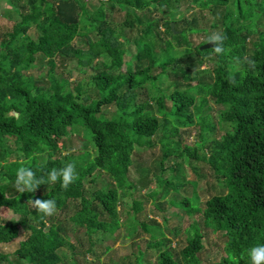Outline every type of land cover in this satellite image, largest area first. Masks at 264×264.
Returning <instances> with one entry per match:
<instances>
[{
    "label": "trees",
    "instance_id": "trees-1",
    "mask_svg": "<svg viewBox=\"0 0 264 264\" xmlns=\"http://www.w3.org/2000/svg\"><path fill=\"white\" fill-rule=\"evenodd\" d=\"M9 2L19 20L8 32L0 33V208H8L19 219L0 221V245L13 240L18 225L29 235L11 255L0 250V264H12L10 257L27 264H62L59 251L66 244L76 261L83 255L79 264H100L102 257L94 249L92 234L117 232L121 192L134 193L147 185L146 181L130 180L129 172L135 147L153 146L151 138L158 130L162 131L160 170L170 156L200 160L207 163L225 191L199 206L195 181L174 182L160 173L154 176L162 196L151 190L149 197L165 198L169 190L190 185L197 203L184 195L180 200L183 208L186 205L183 210L202 213L203 225L223 236L224 256L214 264H252L248 251L264 245V0H100L92 13L84 0ZM182 5L206 12L213 22L197 27L195 17L190 21L180 12ZM151 6L163 14L162 19L148 17L145 9ZM140 11L145 12L138 15ZM117 12L124 13V29L137 25L139 30L129 55L120 33L110 26L109 17ZM32 27L39 32L36 40L28 34ZM213 29L226 37L224 54H215L213 47L202 49L208 42L190 46L191 34ZM92 33L97 34L93 40L89 37ZM77 37L86 39L85 50L74 47ZM248 41L251 49L247 48ZM193 51L199 56V64L205 60L214 63L212 82L195 75L196 85L181 89L171 88L172 83L164 95L160 87L172 72L181 70L183 63L193 65ZM103 56L109 58L116 73L101 70L77 82L55 76L57 60L61 66L75 60L78 69L84 71ZM39 61L48 66L45 89L27 74ZM154 69L160 72L155 74ZM197 102L203 108L213 102L220 123L232 130L207 143L203 134L215 126L210 116L199 117L203 139L181 147L174 137L178 136V126L193 123L190 111L197 108ZM154 106L165 118L162 123L152 113ZM108 107L113 111H107ZM13 111L19 113V119L11 115ZM80 129L83 139L85 135L90 139L87 142L93 151L53 148V141L62 142L63 148L64 138ZM202 145H208L209 150L199 152ZM15 154L24 159H9ZM68 162L75 163L79 178L67 189L57 181L41 184L34 193L16 190V171L21 166L31 167L37 177L46 179L47 170L63 168ZM176 166L180 171L179 164ZM101 177L105 178L104 185L88 191L85 179L92 183ZM181 177L184 179L182 173ZM36 198L54 199L56 213L42 217L31 204ZM169 202L172 205L174 201ZM133 204L135 212L142 207L140 200L134 199ZM155 205L159 207V202ZM70 220L84 227L89 238L87 248L79 237L71 242L79 228L69 230ZM184 231L180 260L174 257L163 232L153 236L156 238L150 235L149 246L158 250L156 264H201L202 225L192 222ZM90 253L98 260H88Z\"/></svg>",
    "mask_w": 264,
    "mask_h": 264
},
{
    "label": "rangeland",
    "instance_id": "rangeland-1",
    "mask_svg": "<svg viewBox=\"0 0 264 264\" xmlns=\"http://www.w3.org/2000/svg\"><path fill=\"white\" fill-rule=\"evenodd\" d=\"M104 1V0H103ZM86 3V9L89 13H92L95 8L98 6L100 0H84ZM187 7V6H186ZM184 5L181 6L180 12H184L187 18L191 21L194 17L196 18V24L200 28L209 26L213 22V17L209 16L206 12L202 13L198 8L187 7ZM148 17H153L155 20L162 19L163 14L158 13L156 7L151 6L145 9ZM145 11H140L137 14L141 15ZM16 8L9 2V0H0V33L8 32L12 25L19 20L17 15ZM109 12L106 13L108 16ZM123 12H117L112 14L109 17L111 29L120 33V41L124 49L127 50V54L130 52V44L134 38H137L139 35V30L137 25L131 26L127 29L122 27V21L125 19ZM163 31V30H162ZM213 32H218L216 30H210L207 32H199L190 35L191 47H197L202 43L208 42V36ZM38 31L35 27H32L28 30L30 38L36 40L38 36ZM92 40L97 37L96 33H92L89 36ZM166 38V37H165ZM170 39L171 37H167ZM166 38V39H167ZM74 47L85 50L86 49V39L83 37H77L73 42ZM185 47V46H184ZM247 48L251 49L250 41L247 42ZM161 53V50H158L157 54ZM162 56V53L159 57ZM190 58L194 61L192 66H189L191 63L186 61L180 67L179 72H172L165 81V83L160 87L164 95H167V89L169 84L174 83V87L171 88H181L185 89L188 85H196L198 83V76L202 81L212 82V76L210 71L214 67V63L209 60H205L203 65H207V70H200L201 64L197 62L199 56L193 51ZM65 62L61 66V61L57 60L56 68L54 70L55 76L57 78H65L70 81H79L82 79H89L90 77L95 76L101 70L106 72L116 73L110 67V60L107 57H100L97 60L92 61V63L85 68L84 71L78 69L77 65L74 62ZM189 66V67H188ZM160 69H154V73H159ZM205 72V73H203ZM179 73V74H178ZM185 73L187 76H185ZM203 73V75H202ZM28 75L34 77L36 85L40 89H45L48 86V66L46 64H41L37 62L32 68L27 71ZM188 76L191 78L197 79L192 80L188 79ZM141 100V98H138ZM165 103L169 106L168 98H166ZM200 103L197 102V108H194L190 111V114L193 116V123H188L186 125L178 126V136H175L177 140L181 143V147L184 144L193 145L196 141L198 142L203 137L207 138V143L212 139H220L225 136L226 132L232 130V128L224 123H220L216 110L217 106L213 102H209L208 106L200 107ZM211 107V108H210ZM107 111H113L112 107H108ZM153 115H155L159 121L162 123L165 121V118L158 113L155 106L152 109ZM200 114L199 116H197ZM210 116L212 123L215 128L212 131L204 132L203 137L200 136V118H205ZM161 130L155 133L152 136L151 141L154 143L153 146L137 145L133 154V165L130 167L129 179L130 180H140L146 181L147 185L141 191H135L134 193L123 194L121 192L119 197V229L114 233H102L96 232L92 234V238L95 241L94 249L97 254L102 257L100 264H137L136 257H139L138 264H156L157 263V248L149 246L151 241V236H158L164 233L170 240V245L173 247L174 257L177 260L181 259L179 251L181 250L184 244V230L192 222H199L202 225L203 230V239L204 244L203 249L200 252V261L201 264H214L222 256L223 252V236L220 235V232L214 231L210 227H206L202 223V213L197 212L196 214H188L183 209V206L180 204L181 198L185 195L189 201L194 204L197 203L196 196L192 194V188L190 185H186L179 189V191L169 190V193L164 198L153 200L149 197V191L154 190L156 194L161 195V190L157 188L158 180L154 175L162 173L163 177L166 179H173L174 182L178 180L187 181L193 180L196 183L195 193L199 199V206H202L204 200L208 199L210 196L223 193L225 191L224 186L219 182V180L214 176L213 172L208 167L207 163L196 160L189 159L186 156L178 158L175 156H170L164 161L163 170L159 169V161L161 160ZM85 139V140H84ZM84 139L81 134V129L78 132L70 133L64 138V146L62 148V142L53 141V148L61 149L64 152L74 151L81 149H90L92 150V145L88 142L90 139L87 135L84 136ZM88 141V142H87ZM91 142V141H90ZM208 145H202L199 149V152L202 150H209ZM24 159L21 154H15L9 159ZM179 164L180 171H178ZM148 172V174H147ZM95 173V172H94ZM183 174V178L181 177ZM146 177H142L145 176ZM105 178H98L96 182H88V178L85 179V186L88 191H92L96 188H99L104 185ZM176 198V200H175ZM140 200L142 203L141 209L137 212L133 210L134 204L133 200ZM173 199V204H170V200ZM159 202V207L155 204ZM19 216L15 215L8 208H0V221L9 222L11 220H18ZM142 223L147 227L144 228ZM75 223L73 221L68 222L69 230L75 228ZM79 230H76L73 237H71V242H76L79 237L84 245V248L88 247L89 238L84 232V227L77 225ZM16 235L13 240L4 245H0V250L6 254L11 255L18 247V244L25 240L29 235V232L24 229L22 226L16 227ZM163 232V233H162ZM71 235V233H70ZM76 237V238H74ZM156 238V237H153ZM106 247L109 249L105 251ZM104 250V253L101 254L100 251ZM63 259L62 264H79L83 262V255H80V261H76L73 257V252L71 246L66 244V246L59 251ZM86 258L88 260H98L95 255L92 253L87 254ZM12 264H27L26 262H16L13 257H10Z\"/></svg>",
    "mask_w": 264,
    "mask_h": 264
},
{
    "label": "clouds",
    "instance_id": "clouds-1",
    "mask_svg": "<svg viewBox=\"0 0 264 264\" xmlns=\"http://www.w3.org/2000/svg\"><path fill=\"white\" fill-rule=\"evenodd\" d=\"M226 37L220 32H213L208 36V43L213 45V51L217 55L225 53L224 41ZM200 70L206 71L207 65H201ZM11 115L19 119V113L13 111ZM79 178L76 165L74 162H68L63 168H51L46 172L45 176L37 177L35 171L31 167L21 166L16 171L15 187L19 193L32 192L41 184L56 183L60 181L61 187L67 189L70 184ZM32 206L39 212L42 217H50L56 213V201L54 199H31ZM248 256L252 264H264V245L253 246L248 251Z\"/></svg>",
    "mask_w": 264,
    "mask_h": 264
},
{
    "label": "water",
    "instance_id": "water-1",
    "mask_svg": "<svg viewBox=\"0 0 264 264\" xmlns=\"http://www.w3.org/2000/svg\"><path fill=\"white\" fill-rule=\"evenodd\" d=\"M173 27H174V25H173ZM211 47H213V45H212L211 43H209V44H207V45H204V46L202 47V49H208V48H211Z\"/></svg>",
    "mask_w": 264,
    "mask_h": 264
}]
</instances>
